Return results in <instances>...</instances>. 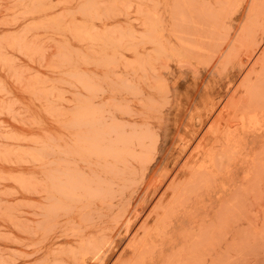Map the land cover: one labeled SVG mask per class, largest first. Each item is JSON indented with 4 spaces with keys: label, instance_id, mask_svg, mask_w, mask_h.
Masks as SVG:
<instances>
[{
    "label": "rangeland",
    "instance_id": "374dc122",
    "mask_svg": "<svg viewBox=\"0 0 264 264\" xmlns=\"http://www.w3.org/2000/svg\"><path fill=\"white\" fill-rule=\"evenodd\" d=\"M0 264H264V0H0Z\"/></svg>",
    "mask_w": 264,
    "mask_h": 264
}]
</instances>
